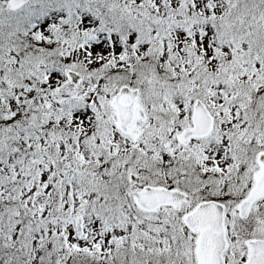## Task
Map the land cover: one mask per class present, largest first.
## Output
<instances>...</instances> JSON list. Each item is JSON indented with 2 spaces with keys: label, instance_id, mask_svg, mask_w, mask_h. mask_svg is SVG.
Here are the masks:
<instances>
[{
  "label": "snow or ice",
  "instance_id": "obj_1",
  "mask_svg": "<svg viewBox=\"0 0 264 264\" xmlns=\"http://www.w3.org/2000/svg\"><path fill=\"white\" fill-rule=\"evenodd\" d=\"M0 264H264V0H0Z\"/></svg>",
  "mask_w": 264,
  "mask_h": 264
}]
</instances>
